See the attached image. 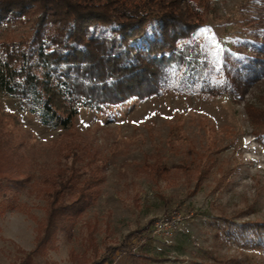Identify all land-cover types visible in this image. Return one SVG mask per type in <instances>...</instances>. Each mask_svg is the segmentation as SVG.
I'll list each match as a JSON object with an SVG mask.
<instances>
[{
	"label": "rangeland",
	"instance_id": "1",
	"mask_svg": "<svg viewBox=\"0 0 264 264\" xmlns=\"http://www.w3.org/2000/svg\"><path fill=\"white\" fill-rule=\"evenodd\" d=\"M199 4L204 24L196 33L213 62L209 78L224 86L222 94L172 90L104 111L79 104L71 125L50 127L18 98L0 92V104L23 120L13 143L33 175L11 194L16 205L0 203V264H19L34 248L47 205L46 192L34 186L49 188L45 174L70 164L69 144L78 150L80 170L89 175L103 165V179L95 200L80 211L73 237L60 232L56 247L36 255L35 264L96 258L154 218L149 233L134 241L132 251H117L111 264H264V229L263 240L253 232L237 239L225 229V220L264 222V138L247 111L249 104L264 107V0ZM27 30L3 26L0 40L18 39ZM157 158L169 166L201 162L204 172L198 177L192 167L187 175L175 166L155 179L148 166Z\"/></svg>",
	"mask_w": 264,
	"mask_h": 264
},
{
	"label": "trees",
	"instance_id": "2",
	"mask_svg": "<svg viewBox=\"0 0 264 264\" xmlns=\"http://www.w3.org/2000/svg\"><path fill=\"white\" fill-rule=\"evenodd\" d=\"M200 1L0 0V28L28 26L20 38L0 40V92L18 98L27 111L50 127L71 125L79 104L104 111L172 90L222 94L224 86L209 78L213 62L196 33L204 24ZM247 111L255 133L264 138V107L249 104ZM22 122L0 104L2 208L16 205L12 195L26 188L33 177L29 161L18 154L13 143L15 128ZM68 149L70 164L44 176L49 188L34 186L47 194L46 211L38 224L34 248L19 264H35L36 255L56 247L60 232L71 239L80 211L99 192L103 165L86 175L77 165L75 145L69 144ZM175 166L187 175L192 167L198 170V177L204 172L201 162L169 166L160 158L148 169L158 179ZM156 221L154 218L127 233L121 242L107 245L96 258L75 255L74 259L78 264H111L117 251H132L134 241L145 237L148 226ZM225 221V229L237 239H249L253 232L254 238L263 240L264 222L231 225ZM89 239L94 242L92 232Z\"/></svg>",
	"mask_w": 264,
	"mask_h": 264
}]
</instances>
